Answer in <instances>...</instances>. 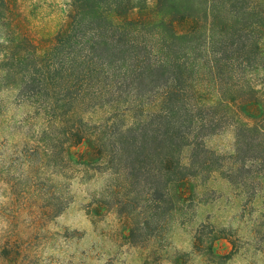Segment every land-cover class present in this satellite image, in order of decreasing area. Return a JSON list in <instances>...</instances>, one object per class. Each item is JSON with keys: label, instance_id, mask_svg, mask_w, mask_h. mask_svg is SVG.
Returning a JSON list of instances; mask_svg holds the SVG:
<instances>
[{"label": "trees", "instance_id": "16d2710c", "mask_svg": "<svg viewBox=\"0 0 264 264\" xmlns=\"http://www.w3.org/2000/svg\"><path fill=\"white\" fill-rule=\"evenodd\" d=\"M81 187L141 264H264V0H0V217L69 244Z\"/></svg>", "mask_w": 264, "mask_h": 264}, {"label": "rangeland", "instance_id": "374dc122", "mask_svg": "<svg viewBox=\"0 0 264 264\" xmlns=\"http://www.w3.org/2000/svg\"><path fill=\"white\" fill-rule=\"evenodd\" d=\"M33 12H35L34 8L31 10L32 15ZM32 15L30 14L31 17L34 16ZM9 30L10 26L5 23L1 28V34L6 35ZM77 195L76 202L52 224L55 233H60L58 238L66 232L75 233L69 244H64V240L60 239L64 246L61 243L47 241L42 225L36 230L24 220L26 213H22V220L14 223H7L0 217V264H110L118 259L121 264H141L143 259L140 253L133 250L130 253L125 248L118 249L108 236V227L114 220L110 219L111 222H102L97 226L92 225L84 210L86 196L83 187L77 190ZM216 208L217 206H212L204 209L201 219L205 220L210 215L215 216ZM175 235V241L165 244L170 245L173 242L181 249L189 250V238L186 233L179 230ZM60 247H63L62 250ZM196 264L203 263L197 261ZM235 264H254V262L251 258H247Z\"/></svg>", "mask_w": 264, "mask_h": 264}]
</instances>
